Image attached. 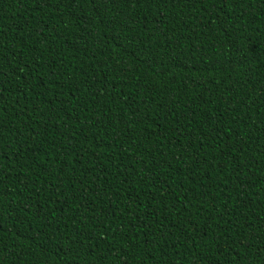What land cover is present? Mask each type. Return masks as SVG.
I'll use <instances>...</instances> for the list:
<instances>
[{
    "label": "trees",
    "instance_id": "trees-1",
    "mask_svg": "<svg viewBox=\"0 0 264 264\" xmlns=\"http://www.w3.org/2000/svg\"><path fill=\"white\" fill-rule=\"evenodd\" d=\"M0 264H264V0H0Z\"/></svg>",
    "mask_w": 264,
    "mask_h": 264
}]
</instances>
